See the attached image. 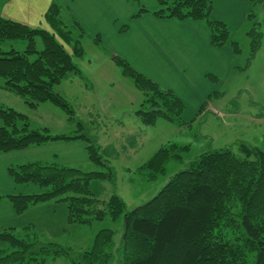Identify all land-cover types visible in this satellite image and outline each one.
<instances>
[{
  "label": "trees",
  "instance_id": "obj_1",
  "mask_svg": "<svg viewBox=\"0 0 264 264\" xmlns=\"http://www.w3.org/2000/svg\"><path fill=\"white\" fill-rule=\"evenodd\" d=\"M157 3L160 8L152 11L155 16L201 21L208 28L213 45L229 42L237 52V44L229 41L225 24L210 17L211 0ZM147 11L138 8L135 16ZM44 20L50 31L0 16L1 86L20 96L31 109L44 102L58 106L78 128L74 135L51 134L47 127L30 128L27 115L0 103V152L55 140H81L88 160L102 169L83 171L40 161L14 164L7 169L14 183L30 185L34 190L3 194L0 201H8L16 214L37 204L64 201L68 223L90 225L95 220L121 217L122 231L116 240L115 230L100 229L89 249L73 254L57 243L38 241L30 225L4 228L0 230V264H44L48 258L60 256L67 257L71 264H244L248 252L255 255L250 264H264V149L239 141L238 152L235 143L202 151L171 174L151 199L129 210L116 193L107 198L94 194L91 182L115 183L114 170L101 155L97 139L84 123L74 119L69 103L54 91L67 74L79 73L73 59L83 55V48L73 29H79V36L84 29L76 21L66 25L56 1L48 7ZM92 39L101 44L99 35ZM7 40H24L26 45L22 50H2L1 43ZM256 43L252 41V50ZM115 62L143 96L135 111L143 122L153 124L163 117L178 126L186 124L180 118L184 104L173 91L159 87L123 59L115 57ZM186 149L188 145H163L136 170L153 180L166 174L169 161L182 162L180 152ZM235 203L239 204L236 223L230 217V207ZM229 222L237 236L234 241L223 234Z\"/></svg>",
  "mask_w": 264,
  "mask_h": 264
},
{
  "label": "rangeland",
  "instance_id": "obj_2",
  "mask_svg": "<svg viewBox=\"0 0 264 264\" xmlns=\"http://www.w3.org/2000/svg\"><path fill=\"white\" fill-rule=\"evenodd\" d=\"M211 1V18L215 17L225 24L229 41H235L238 50L235 52L229 42L222 45L232 49L229 60H224V72L218 66H209L208 58L201 61L204 67L200 72L206 70L204 80L208 81L211 91L203 95V109L200 112L197 111L199 101L185 100L187 107L181 112L180 118L186 124L182 126L163 117H158L153 124L143 122L135 112L143 96L132 80L122 73V68L112 62L113 51L109 45L105 44L104 52L93 43L92 37L84 35L80 38L83 56L74 58L79 73L67 74L54 86V91L69 103L74 119L84 123L97 139L101 155L114 170L115 183L99 180L91 182L90 189L98 197L107 198L116 193L124 200L126 210H129L151 199L171 174L185 167L202 151L232 146L234 143L236 149L239 141L264 149V0H229V3ZM151 4V0H139V8H160L157 4L152 9ZM60 10L61 19L70 26L71 20L67 13L64 9ZM45 30L50 31L47 23ZM78 33L79 29L75 28L73 35L77 36ZM252 41L258 43L254 50ZM25 45L24 40H7L1 43V48L22 50ZM196 61L199 60L196 58ZM187 71L189 76L186 77L191 82L197 70L189 68ZM0 82L3 79L0 78ZM11 95L0 91V103L27 115L30 128L44 126L51 134H76V122L68 119L66 112L58 106L44 102L31 109L20 96ZM169 143L188 145V149L180 152L182 162L171 160L166 165V174H160L153 180L146 179L136 168L159 147ZM67 166L83 171L102 169L100 165L78 156ZM238 208V203L230 207V217L235 223L239 216ZM53 223L60 233L38 227L34 229L37 240L57 243L70 249L73 254L89 249L94 234L100 229L115 230L116 240L122 231L121 217L117 220H95L85 225L68 223L58 213V219ZM227 225L224 227L226 233L221 230L226 238L234 241L237 236L229 228L230 222ZM254 256V253L248 252L244 264H250ZM44 264L71 262L67 257L60 256L48 258ZM110 264L118 263L113 261Z\"/></svg>",
  "mask_w": 264,
  "mask_h": 264
},
{
  "label": "crops",
  "instance_id": "obj_3",
  "mask_svg": "<svg viewBox=\"0 0 264 264\" xmlns=\"http://www.w3.org/2000/svg\"><path fill=\"white\" fill-rule=\"evenodd\" d=\"M52 1H56L60 9L65 10L71 20L70 24L76 21L84 29L82 36L77 34L79 41L84 35L89 38L99 35L101 44H95L92 39L93 43L103 51L106 50L105 44H108L113 51L114 64L117 65L115 57H119L159 87L173 91L183 102V110L187 107L186 101L194 100L199 101L197 111L200 112L203 95L211 91L208 81L204 80L206 70L200 72L204 67L202 60L208 58L209 66H218L219 70L225 71L223 63L229 60L232 49L214 47L209 30L203 22L190 18H160L152 14L154 10L147 8V12L135 16L139 0H0V16L29 27L45 29L44 14ZM151 1L152 9H155L157 0ZM221 1L229 3V0ZM201 55H204L203 59ZM189 68L197 70L191 82L187 79ZM1 84L0 91L14 94ZM76 156L88 160L84 144L79 140H55L21 150L0 152V195L34 190L30 185L15 184L8 174L9 166L27 161L68 165L76 160ZM60 202L37 204L16 214L10 203L2 199L0 230L20 229L30 225L34 229L41 227L59 234L60 230L57 231L53 223L58 219V213L62 220L64 218L68 222L67 205Z\"/></svg>",
  "mask_w": 264,
  "mask_h": 264
}]
</instances>
